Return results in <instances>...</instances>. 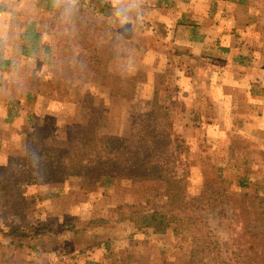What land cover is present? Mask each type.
<instances>
[{"label": "rangeland", "instance_id": "374dc122", "mask_svg": "<svg viewBox=\"0 0 264 264\" xmlns=\"http://www.w3.org/2000/svg\"><path fill=\"white\" fill-rule=\"evenodd\" d=\"M102 3L132 16L104 22ZM0 59V228L59 227L122 204L169 211L162 157L102 185L47 177L61 151L114 137L162 141L156 149L172 150L169 168L185 172L192 199L204 186L221 192L200 206L202 219L225 247L235 243L246 198L264 197V0H0ZM112 83L127 95L111 97ZM132 231L50 253L0 236V264H186L173 229Z\"/></svg>", "mask_w": 264, "mask_h": 264}, {"label": "trees", "instance_id": "16d2710c", "mask_svg": "<svg viewBox=\"0 0 264 264\" xmlns=\"http://www.w3.org/2000/svg\"><path fill=\"white\" fill-rule=\"evenodd\" d=\"M98 9L104 22L111 24L126 15L132 16L127 10L119 13L116 8L103 3ZM134 20L135 18H131L129 21ZM136 24L137 22L132 23L133 32L136 31ZM124 42L129 44L128 40ZM6 64L8 63L0 59V70ZM109 91L111 97H125L128 87L112 83ZM160 144L162 141L157 140L143 147L142 144L132 145L120 138L92 137L82 152L64 150L57 154V161L47 166V177L84 176L89 182L102 185L109 183L113 175L126 173L133 177L140 167L151 165L154 159L162 157L158 166L159 183H168L174 190L169 211L143 209L140 204H122L105 217H93L88 221L68 218L59 227L35 222L8 227L6 230L0 228V236L5 239L8 247L15 250L50 253L57 251L64 241H68L70 245L73 239H84V242L90 238L104 239L122 226H127L134 233L145 222V228L151 231L173 229L177 237L176 247L182 249L186 245L189 250L186 264H264V197L257 195L255 198H246L245 205L239 211L241 218H244L243 228L234 239L235 243L225 247L206 226L200 207L203 203L215 205L221 192L204 186L203 196L197 200L192 199L186 191L185 172L183 175L171 171L168 159L172 150L160 152V148L156 149ZM238 185L244 190L248 188L245 180ZM107 243L101 242L99 245L106 251L109 247Z\"/></svg>", "mask_w": 264, "mask_h": 264}]
</instances>
